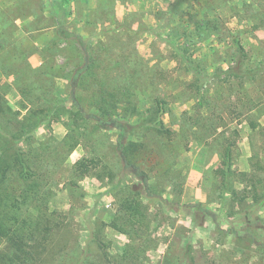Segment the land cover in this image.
I'll return each mask as SVG.
<instances>
[{"label":"rangeland","instance_id":"rangeland-1","mask_svg":"<svg viewBox=\"0 0 264 264\" xmlns=\"http://www.w3.org/2000/svg\"><path fill=\"white\" fill-rule=\"evenodd\" d=\"M65 8L0 0V142L15 134L45 177L49 211L64 220L40 264H264V0H70ZM61 18L86 43L92 75L72 80L85 53L75 37L56 36ZM238 43L253 76L223 74ZM103 92L116 113L167 101L171 138L141 127L128 137L143 144L128 157L147 184L124 166L117 131L87 118L100 112ZM227 146L236 171L255 173L258 200L248 179L232 180L236 195L224 186ZM83 157L99 165L81 177L73 164Z\"/></svg>","mask_w":264,"mask_h":264},{"label":"trees","instance_id":"trees-1","mask_svg":"<svg viewBox=\"0 0 264 264\" xmlns=\"http://www.w3.org/2000/svg\"><path fill=\"white\" fill-rule=\"evenodd\" d=\"M69 2L70 0H58L60 9L65 11L66 4ZM65 14L68 15L66 11ZM59 22L60 26L56 30V36L63 39L75 37L85 53L83 64L75 68L72 80L92 75L94 72V70L92 71V55L90 58L82 36L67 30L62 18L59 19ZM236 53L237 56L233 64L223 74L235 79L253 76L256 69L244 67L248 56L241 43H238ZM72 101L78 109L82 110V104L76 96L72 98ZM99 101L97 105L100 112H91L87 118L92 120L98 129L117 131L116 148L124 166L141 175L144 184H147L146 173L142 170L139 171L136 162L128 157V151L131 148L135 149L143 144L130 140L128 137L136 134L135 130L141 127L143 129L152 128L159 135L171 138L174 131L165 126L162 118V115L169 111L167 101L164 98H156L154 103L143 112H139L133 104H127L125 108H120L117 105L115 108L117 102L114 101L113 105L116 110H125L122 113L113 112V108L107 106L109 100L106 97V92H103ZM129 117H135V122H132ZM78 144V138H73L68 144V153L72 152ZM221 161L223 168H220L219 173L223 177V184L226 188H230L232 193L236 195L237 190L234 185L232 186V180L235 181L242 177L250 181L248 191L252 192L251 197L255 200L261 197L257 181L253 179L255 173L236 171L232 167L233 157L230 146L225 148L221 155ZM252 164L255 165L254 162ZM98 165L99 162L96 159L83 157L73 164V172L77 176H87ZM13 172L16 173L14 177L12 176ZM42 175L41 172L38 173L28 166L22 151L17 146L15 134L3 138V142H0V264H40L45 248L47 249L49 245H52L54 230L59 229L64 222L61 214H58L57 211L54 209L49 211V200L43 196L41 191L42 180H45ZM137 187L135 186V188ZM244 197H249V194L244 195ZM139 203L138 201L135 206H132L137 212L140 211ZM29 207L35 209L36 213L29 212ZM195 207L210 213L200 203H195ZM144 215L145 213H141L142 217ZM50 255L53 256L54 252Z\"/></svg>","mask_w":264,"mask_h":264}]
</instances>
